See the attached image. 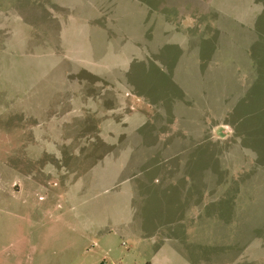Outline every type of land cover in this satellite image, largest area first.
I'll use <instances>...</instances> for the list:
<instances>
[{
  "label": "rangeland",
  "instance_id": "374dc122",
  "mask_svg": "<svg viewBox=\"0 0 264 264\" xmlns=\"http://www.w3.org/2000/svg\"><path fill=\"white\" fill-rule=\"evenodd\" d=\"M0 264H264V0H0Z\"/></svg>",
  "mask_w": 264,
  "mask_h": 264
},
{
  "label": "crops",
  "instance_id": "0c3cea01",
  "mask_svg": "<svg viewBox=\"0 0 264 264\" xmlns=\"http://www.w3.org/2000/svg\"><path fill=\"white\" fill-rule=\"evenodd\" d=\"M69 72V71H68ZM80 70H78V69H76L75 71H72V72H69V75H68V78H67V80H70L71 81V79L74 77V76H76V75H79L80 74ZM93 76H101V75H98V74H95V73H91ZM107 75V74H106ZM80 76V75H79ZM81 77V76H80ZM103 81H107V77L105 76V78H103ZM95 84V83H94ZM77 87H78V83H77ZM87 88H88V92H87V94L89 95H91L92 97L94 96V94H96L97 93V95H98V92H96L95 91V89H94V87H93V83L91 82L90 83V85L89 84H87ZM84 95L85 97H84V99L85 98H87V96L88 95ZM107 94H109V93H107ZM83 99V100H84ZM108 107V106H107ZM108 109H111V108H108ZM105 115V114H104ZM103 115V117L105 118L107 115H105L104 116ZM107 130H109V129H107ZM110 131V130H109ZM112 132V131H111Z\"/></svg>",
  "mask_w": 264,
  "mask_h": 264
}]
</instances>
